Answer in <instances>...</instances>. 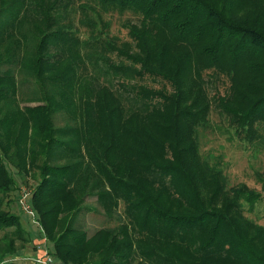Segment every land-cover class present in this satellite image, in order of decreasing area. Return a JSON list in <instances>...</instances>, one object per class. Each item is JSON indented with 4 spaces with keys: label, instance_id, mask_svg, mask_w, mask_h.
<instances>
[{
    "label": "trees",
    "instance_id": "1",
    "mask_svg": "<svg viewBox=\"0 0 264 264\" xmlns=\"http://www.w3.org/2000/svg\"><path fill=\"white\" fill-rule=\"evenodd\" d=\"M91 4L139 16L132 46L77 37L68 16L75 6L77 24L93 27ZM206 71L229 81L217 113L260 139L264 0H0V264L25 242L2 209L15 178L38 179L30 207L60 264H264V227L242 207L251 212L264 185L263 197L226 188L199 155ZM23 93L41 105L19 107ZM90 197L116 226L87 235L77 216Z\"/></svg>",
    "mask_w": 264,
    "mask_h": 264
},
{
    "label": "rangeland",
    "instance_id": "2",
    "mask_svg": "<svg viewBox=\"0 0 264 264\" xmlns=\"http://www.w3.org/2000/svg\"><path fill=\"white\" fill-rule=\"evenodd\" d=\"M91 7L96 11L100 8L97 6ZM101 11V10H100ZM102 12V11H101ZM96 14L95 11H88V20L93 22V27H85L77 24L76 20L80 17L79 11L71 9L68 16L69 25L76 31V35L80 40H88L96 35L99 42L108 41L116 46L125 45L132 46L128 36L127 27L130 24H137L139 16L130 12L108 11L105 13ZM103 24L105 29L103 30ZM103 30V31H102ZM27 31V30H26ZM24 34L25 27L23 28ZM31 35V34H30ZM34 49L35 44L29 46ZM52 54V53H51ZM53 55V54H52ZM115 59V58H113ZM114 62V63H113ZM112 64H117L118 60L112 61ZM204 88L209 97L210 105L207 115V122L204 126L197 128L196 140L198 143V151L200 157L211 167L219 170L226 182V188L234 187L238 184H244L247 188L259 193L263 197L261 190L264 185V178L259 180L256 174H260L264 169V130L261 126H257V131L261 135L260 139L248 142L236 136L235 128L231 127L226 119L220 116L214 109L213 101L217 97H224L227 94L229 81L223 75L206 71L202 75ZM140 85L158 89L164 85L162 80L144 78ZM167 92L169 88L166 86ZM19 91L20 92H23ZM27 97V98H26ZM19 100V107L23 106H38L40 102H30L31 97L25 93L16 96ZM55 126H62L60 121H53ZM9 172L12 170L8 168ZM15 178V177H14ZM16 181V189L2 199V209L11 214L18 216L20 227L22 229L25 242L15 241L17 252L13 257H8L6 260H18L21 264H32L31 259L44 252H50L51 247L43 239L39 227L36 223V217L30 207V195L36 185L37 178H27ZM85 205L90 208V211L80 213L77 219L81 222V227L87 235L92 234L96 229L101 227H114V220H106L94 201L93 197L86 198ZM243 215L254 224L264 227V198L256 202L251 212L246 210V205H243ZM93 210V211H92ZM9 230L0 231V242L4 241L3 236H7ZM3 262V261H2Z\"/></svg>",
    "mask_w": 264,
    "mask_h": 264
},
{
    "label": "built area",
    "instance_id": "3",
    "mask_svg": "<svg viewBox=\"0 0 264 264\" xmlns=\"http://www.w3.org/2000/svg\"><path fill=\"white\" fill-rule=\"evenodd\" d=\"M22 262H18V260H4L1 264H21ZM32 264H60L56 262L53 257L48 254V252H44L41 255L36 256L35 258L31 259Z\"/></svg>",
    "mask_w": 264,
    "mask_h": 264
}]
</instances>
